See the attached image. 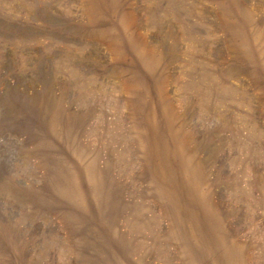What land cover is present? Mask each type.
<instances>
[{
	"label": "rangeland",
	"instance_id": "rangeland-1",
	"mask_svg": "<svg viewBox=\"0 0 264 264\" xmlns=\"http://www.w3.org/2000/svg\"><path fill=\"white\" fill-rule=\"evenodd\" d=\"M0 264H264V0H0Z\"/></svg>",
	"mask_w": 264,
	"mask_h": 264
}]
</instances>
